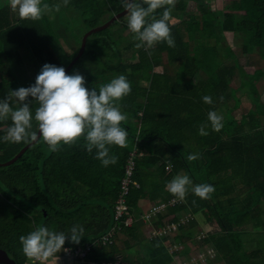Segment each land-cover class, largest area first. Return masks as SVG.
Returning <instances> with one entry per match:
<instances>
[{
    "label": "trees",
    "instance_id": "16d2710c",
    "mask_svg": "<svg viewBox=\"0 0 264 264\" xmlns=\"http://www.w3.org/2000/svg\"><path fill=\"white\" fill-rule=\"evenodd\" d=\"M42 2L52 9L60 4V8L30 20L19 18L9 5L0 7V98L34 84L35 73L25 83L18 79L24 52L34 60L38 73L45 63L66 68L77 55L83 35L124 10L120 0H70L67 6L61 0ZM162 12L156 10L157 16ZM173 15L177 23H171ZM67 22L81 32L75 44H67L76 51L63 63L52 40L67 37L62 27ZM168 23L174 46L162 41L145 50L135 47L137 41L124 16L109 27L123 29L118 36L121 41L104 38L109 28L92 35L82 57L67 73L83 75L88 88L98 89L121 74L130 82L131 92L119 101L127 115L122 126L130 143L110 146L116 164L102 166L95 150H85L83 136L60 144L55 151L41 137L14 164L0 167V249L16 264L29 260L19 237L37 226L67 232L73 224L83 225L80 242L66 240L63 248L94 243L112 229L117 224L114 207L120 182L133 150L138 154L133 180L139 188L130 191L127 203L128 215L136 222L131 227L120 222L113 245L95 244L90 259L175 264L176 257L188 256L195 249V255H206L200 264H264V103L259 100L244 112L237 96L241 90L254 94V81L263 76L259 68L251 74L244 69L254 63V55L264 62V0H234L219 18L212 15L209 1L174 0ZM229 34L240 39L239 54L226 43ZM235 79H243L236 88ZM204 95L212 97L211 105L202 101ZM31 106L34 111L35 101ZM225 107L222 128L213 131L209 125L208 134L200 135L198 129L207 123L208 111L219 114ZM11 123L10 118L0 121V136ZM32 123L37 131V122ZM29 143L0 142V164L12 160ZM192 153L198 159L188 161ZM167 164L170 173L165 171ZM181 173L189 175L193 184L213 185L214 191L201 199L189 189L183 203L153 218L150 226L140 221L151 207L142 212L139 203L149 200L153 206L174 198L165 185ZM186 214L193 220L175 234L149 238L152 229L177 223ZM198 215L214 223L216 230L198 233ZM248 228L259 235L251 251L242 239ZM177 244L183 250L170 254L168 248ZM209 251L213 256L207 255Z\"/></svg>",
    "mask_w": 264,
    "mask_h": 264
},
{
    "label": "clouds",
    "instance_id": "9594fccd",
    "mask_svg": "<svg viewBox=\"0 0 264 264\" xmlns=\"http://www.w3.org/2000/svg\"><path fill=\"white\" fill-rule=\"evenodd\" d=\"M70 0H61L64 6ZM126 12L127 28L137 41L136 48H153L159 42L174 46V38L169 27V17L174 0H120ZM168 5V7H165ZM10 9L21 19L39 20L46 11H58L42 0H10ZM163 9L157 16L156 10ZM131 92V85L123 74L115 76L98 89L85 86L83 75L73 72L66 74L63 66L45 63L35 78L34 84L11 90L10 95L0 98V121L11 119L5 135L0 142L29 143L39 136L52 151L60 144H69L81 136L84 148L92 153L102 166L117 162L110 154V146L123 147L128 131L122 126L127 115L121 111L119 101ZM32 99L29 100L28 98ZM202 101L211 105L212 97L204 95ZM36 107L33 111L32 102ZM15 105V107H14ZM33 120L37 122L38 132L33 130ZM223 117L215 110L207 113V123L201 124L198 132L207 135L209 125L213 131H219ZM198 159L195 153L187 156L188 161ZM166 189L179 199L191 192L201 199L209 198L214 186L207 183L193 184L186 173L177 174L165 185ZM84 227L73 224L65 231H56L48 226H37L19 241L25 257L33 261H46L62 251L66 240L79 243L84 237Z\"/></svg>",
    "mask_w": 264,
    "mask_h": 264
},
{
    "label": "built area",
    "instance_id": "2783aa9c",
    "mask_svg": "<svg viewBox=\"0 0 264 264\" xmlns=\"http://www.w3.org/2000/svg\"><path fill=\"white\" fill-rule=\"evenodd\" d=\"M137 155L138 154L136 150L131 151L126 161L124 168V177L120 182L118 197L114 207V221L117 222V224H115L112 229L107 231L94 243H87L77 247H64L61 252L56 254V256L50 257L46 261H33L29 259L27 261V264H129L123 261L121 258H117L114 261L108 262V261L92 260L89 258V256L91 255L93 247H95L94 246L95 244L102 247H108L113 245L115 235L120 230L118 227V224L120 222H122L124 227H131L136 222V218L133 215H128L130 208L127 203V198L132 189L139 188V184L133 180V173L135 167L134 162ZM165 171L167 173H170L171 166L167 164L165 167ZM183 202H184V198L179 199L177 197H174L167 202L153 205L147 212H144L140 216L139 220L142 221L144 224H148V226H150L153 218H155L160 214L165 213V211L168 208H173L177 205H180ZM191 220H193V216L191 214H186L182 218H180L177 223H170L164 227H161L160 229H152L149 233V238L150 239L162 238L167 235L175 234L180 228V226L185 225ZM200 236H202V234ZM200 236L197 238L199 239ZM173 247H174V251H177L178 253L183 250L181 244L174 245L172 246V248ZM207 255H209L210 257L213 256L211 251H209ZM197 260L198 263H193V264H200L205 262L206 255L199 253L197 255ZM191 261L189 262V264H192ZM178 264H184V263H178Z\"/></svg>",
    "mask_w": 264,
    "mask_h": 264
},
{
    "label": "rangeland",
    "instance_id": "374dc122",
    "mask_svg": "<svg viewBox=\"0 0 264 264\" xmlns=\"http://www.w3.org/2000/svg\"><path fill=\"white\" fill-rule=\"evenodd\" d=\"M206 1H209L211 4L212 15L218 16V18H219L221 16L222 12H225L229 9L232 1H234V0H206ZM189 4H190V7L193 6L192 3H189ZM0 7H1V0H0ZM170 21H171V23H177L178 22L177 18H175L174 15L170 18ZM62 27L64 28V30L67 31V37L63 38L60 36H55L52 40V47L54 49V52L58 55V57H60L61 61L63 63H66L70 60V58L74 55V52L76 51L72 47L69 48L67 44H69V43L75 44L76 43L75 40L79 39L81 29L78 28L75 24H72L69 22L63 24ZM82 30H85V28H82ZM122 31H123V29L120 27H117V26L109 28V30L104 33V38L105 39L110 38V39L116 40V42L121 41V39L119 37H120V34H122ZM130 37L131 36H129L128 38H130ZM226 43L230 46H233V48L236 50V52L238 54L240 53V48H239L240 43H241L240 39H237V38H235L234 35L229 34V35H227ZM252 61L254 63H252L251 66H246V71L250 74V73H253L254 70L259 68L262 71L263 76L261 78H259L258 80L254 81V86H255L256 92L254 94H251V93L246 91L247 97L242 100L243 104H245L244 106H250V108H253V105H256L259 100H260V102L264 103V62H261L257 55L253 56ZM17 71L19 73L18 79L22 83H25L26 80L33 78L34 73L38 74V69L36 67V64L27 52L23 53V64H20V67L18 68ZM242 81H243V79H235V81L233 83V87L234 88L238 87ZM129 143L130 142L126 141L125 145L126 146L129 145ZM196 218L201 225L200 230H198V233L200 231L209 232V231L216 230V225L214 223H212V222L210 223V222L205 221V219L199 215ZM248 229H249L248 232L243 235L242 239L244 240L245 249L247 251H251L252 249L255 248V243H256V240L259 238V235L256 234L255 232H253L252 231L253 229H250V228H248ZM176 248H177V246H176ZM168 251L170 254L177 252V251H174V247L172 248V246L168 248ZM193 251L196 253L195 249ZM195 253L189 254L188 256L183 255L180 257H176L174 259V263L175 264H178V263L189 264V262L191 260H192L191 261L192 264L198 263L197 255H195ZM203 258H204V256H203ZM24 264H27V262H25Z\"/></svg>",
    "mask_w": 264,
    "mask_h": 264
},
{
    "label": "water",
    "instance_id": "95a60500",
    "mask_svg": "<svg viewBox=\"0 0 264 264\" xmlns=\"http://www.w3.org/2000/svg\"><path fill=\"white\" fill-rule=\"evenodd\" d=\"M126 16V12L125 10H123L122 12H120L119 14L114 15L110 20H108L107 22H105L104 24L93 28L91 30H89L88 32H86L82 39H81V44H80V48L79 51L77 53V55L73 58V60L67 65V67L65 68V72L66 74L70 71V69L79 61V59L82 57L85 47H86V41L89 37H91L94 34L100 33L105 31L106 29H108L111 25H113L116 21H118L119 19H121L122 17ZM38 132V130H37ZM41 137L39 136L38 133V138L35 141H31L28 145H26L24 148H22L18 154L10 161L5 162L0 164V167H8L12 164H14L25 152L27 149H29L30 147H32L33 145H35L37 143V141L40 139ZM120 257V255L118 256ZM0 264H16L13 260H11L9 258V256L7 255V253L3 250L0 249Z\"/></svg>",
    "mask_w": 264,
    "mask_h": 264
},
{
    "label": "crops",
    "instance_id": "0c3cea01",
    "mask_svg": "<svg viewBox=\"0 0 264 264\" xmlns=\"http://www.w3.org/2000/svg\"><path fill=\"white\" fill-rule=\"evenodd\" d=\"M10 4V0H1V6H5V5H9ZM246 71V67L244 69ZM247 72V71H246ZM248 73V72H247ZM251 74V73H250ZM247 92H249L247 90ZM247 92H245L244 90H241V92L237 93V96L239 97L240 99V102H241V111H248L250 110V106H244L245 104H243L242 100L245 99L247 97ZM242 96V97H241ZM227 107L223 108V110L219 111V114L222 116V114L224 113L225 115L227 114ZM146 152H144L145 154ZM143 153H140V155H142ZM152 202H150L149 200H143L139 203V207H140V210L143 212V211H146L148 210L151 206H152Z\"/></svg>",
    "mask_w": 264,
    "mask_h": 264
}]
</instances>
